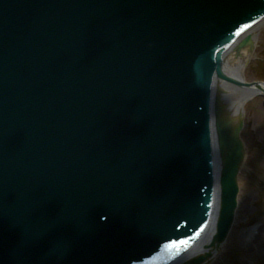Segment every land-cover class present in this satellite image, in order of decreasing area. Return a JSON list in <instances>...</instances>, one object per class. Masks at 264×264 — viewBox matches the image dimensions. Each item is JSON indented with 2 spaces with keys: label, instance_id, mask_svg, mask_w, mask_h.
<instances>
[{
  "label": "water",
  "instance_id": "1",
  "mask_svg": "<svg viewBox=\"0 0 264 264\" xmlns=\"http://www.w3.org/2000/svg\"><path fill=\"white\" fill-rule=\"evenodd\" d=\"M111 1L112 0H92V1H88V0H37L36 3L34 5H32L33 6V11L31 13H29L31 15H29L27 18L25 17V20H26V22H28L30 19H32V21H35L34 19H36V21H38L37 22L38 24H35V25L36 26L37 25H41L40 29L38 28V30H37V28H34L33 31H37V34L42 35L44 37H47L48 38L46 40L47 44L48 45L50 44V46H52L53 48L57 49V51H60V50L64 51V54L66 55V58H67V63L65 65H63V68L69 69L71 67V65H72L71 63H74V62H73V57L68 54V49L73 44L74 37H72V35L69 32H67L65 34L66 39H65V43L63 45H61V44L58 45L56 43V41L53 39L59 33L63 34L64 31L68 27L65 24L66 21H65L64 15H62V14L59 15V14H57V12L59 10L61 11V7H63V9H64L63 12L65 11L64 14L66 13L68 18L75 19L74 23H76V24L79 23V21H80L82 16L84 17L85 15H87V16L89 15L91 17V22L100 21L101 23L103 22L102 24H106L105 21H106L107 17L111 16V17H114L115 21H117L118 24L121 25V24H124L125 22H127V21H129L131 19L133 7H134V2L137 3L140 0H113V4L116 6L115 10L111 9V7H110ZM177 1L172 4V9H171L170 0H159L160 8H162L164 10H167L168 12L171 13V16H174V18H172V17H168L169 19L167 18L169 20L171 26L174 24L173 22L175 21V19L177 17L178 18L180 17V19L182 17H184V15L182 13V7L179 4L180 0H177ZM217 1H219V0H217ZM146 2L149 4L150 0H146ZM226 2H227L226 9L230 12V14L232 16L233 15L235 16L236 15V8H239V6L242 3V0H226ZM46 5L48 7L50 5V9L49 10H45L43 8ZM40 9H44V12L41 11ZM259 9L261 10L262 7H260ZM218 10H220V9H218ZM153 11H154V9L152 8V12ZM215 11L216 10H214V12ZM224 12L225 11H223L221 13V15H220L221 19H225V17H226ZM40 13H41V15H44L46 17L45 20H42L41 22L39 21L40 18L38 16ZM61 13H62V11H61ZM141 14H143V11L141 10V8H138V12L136 13V15H141ZM52 15H53V17H52ZM218 15H219V13H218ZM260 18L261 17L259 16L258 20ZM256 24H257V22L254 25H256ZM254 25H252V26H254ZM100 26L103 27V25H100ZM175 27L178 29L179 26H175ZM26 28H28V26H24L23 30H25ZM104 30H105V34H107L110 37V39H114L118 43H121L120 38L116 35V33L114 31L112 33V29L110 27H108V25L104 26ZM22 34L24 36L26 35V33H24V32ZM172 34H174V32ZM225 36H226V34H225ZM58 37H60V35H58ZM177 45L180 46V43L177 44ZM246 45H250V43L248 41V38L243 40L239 44V47L241 48V47L246 46ZM146 61H147V59H146ZM113 66L115 68V71L114 70H110V72L113 73V74L114 73L116 74L117 71H118L117 70L118 69L117 68V64L114 63V65L112 64L111 67H113ZM122 76H124V79L127 80L128 74H126V70H124V72H122ZM219 76L223 77L222 75H219ZM122 79H120V81H122ZM126 85H128V83ZM117 87H119L118 82H117ZM176 96L177 95L173 94V96H169L167 98V101H168V106L166 108L167 110L163 111V113L167 114L168 111L170 113V110L173 109V105H174L173 103L177 102V101H175ZM180 97L182 98V102L185 104V106L182 107L177 112L180 114V117L182 118V120L186 123V130L190 131V133H189V131H187V132H183V134H187L189 137L193 136V141L190 144L191 150H187V145L190 142L188 140V138L187 139H183V137H185V136H181L180 137L178 133L175 135L176 142H178V141L181 142L183 148L185 147V150L184 149L182 150V148L180 146H178V152H179L178 156L180 158V163H182L184 165L188 161V163H190L191 166L193 164H199V166H201V168L204 169V166H205V164L207 162V158H206V154H205L206 153V149L204 147V143L202 141V136H201L202 123L199 121L200 117L203 116V114H204V112H203L204 109L201 106H199L200 104L197 101L192 103V104H188L184 100V99H186L184 94H180ZM141 99L143 100L144 98H141ZM73 100H74V98H73ZM144 102L146 104V110L155 109L154 105H155L156 101L153 100L152 97H149L148 101H146V99H145ZM157 105L160 106L161 104L158 103ZM184 110H187V113H185ZM160 116H161L160 118H162L164 120V122L166 123V126H167V128L163 127L164 131L166 129H168L169 127H172L171 123L167 122V120L165 119L166 115L165 116L164 115H160ZM18 123L21 126V122L19 121ZM154 123L155 124H153L151 126H145L142 130H140V132L143 134V135H141V139L142 140H146L147 136L153 135V134L156 133V131H157L156 125H159L160 121H158V119L155 118L154 119ZM137 132H139V131L137 130ZM191 132H194V134H192ZM147 140L151 144H155L153 137L147 138ZM143 145H145V144H143ZM140 149L141 148H138V150H140ZM139 152L140 151H138L137 154H139ZM138 156L142 157V155H138ZM149 159H151L153 161H156V159H154L153 157H150ZM146 160H148V159H146ZM77 161H79V159ZM16 164L17 163L13 164L14 165L13 166L14 170H15V165ZM75 164H76V162H75ZM226 167H227V165H226ZM9 172H11V170ZM227 173H228V168H227ZM171 174H173V171H172ZM174 176L175 175H171L170 179L168 180L169 181L168 183L171 186L174 185V181L179 179V178H175ZM177 176H179V173H178ZM203 176L204 175H201L200 177H196V176H192V175L190 176L188 174H185L183 181L180 182V187H182L183 189L185 188L187 190H190L194 186V184L196 182L200 183L201 184V189H202V198L204 200L205 199V195H206V182H205V177H203ZM27 180L31 181L28 178H27ZM108 184H109V181L106 182V185H108ZM10 185H11L10 187L6 186L7 190H5L3 188V186L0 188V201L10 199V201H11L10 204L12 205V204H14V201L15 202H20L21 201L20 199H21L22 195H21L19 189H16V188L13 187L14 184L13 185L10 184ZM133 187H135V185H133ZM156 190H159L161 192L162 187H157ZM152 191L148 192V190H147L146 192H148V194H150V196H151L152 195ZM181 191H182V189H180V191L178 190V193L181 194ZM136 192H137V189H136ZM31 193H32V195H31ZM31 193L29 191L28 194L31 196V198H34L35 194H33V192H31ZM53 193H55V192H53ZM25 195L26 194L24 193V196ZM55 196L58 197L59 194H56ZM129 198H131L130 195H129ZM66 199H69V197H66ZM230 200H231V193H230V191H227V203H229ZM182 202H183V199H174V203L170 206V208H166L165 209V210L168 211V213L166 215H169L170 212L174 211V209L178 210V212L181 213V211H182V209L184 207ZM21 204H23V203H21ZM33 204H35V203H33ZM33 204L31 203L30 207ZM71 205H73V204H71ZM36 206H37V204H36ZM203 207H204V201H203ZM140 212L141 213H139L140 214L139 216H143V214H147V211H144V210H141ZM53 216L56 218L57 217V213H55ZM46 220H45V218H43L41 220L42 224H43V225H41V227H47V228L49 227L48 230H51L50 228L53 229V226H55V224L52 223L53 219L51 217H49V218H46ZM58 221H55V222H58ZM47 222H50L51 224L48 225ZM208 224H209V222H208ZM207 227H208V225L206 226V229H207ZM47 232L48 231L46 230L45 233H47ZM1 233H2V231H1ZM45 233L43 234V236L41 238L45 237V235H46ZM49 233H51V232H49ZM204 233H202L200 235V238L196 241L195 244H193L188 249V251L191 250L200 241V239L202 238ZM69 234L74 239V241H76V242L77 241L78 242L82 241V237H80V235L77 232H69ZM119 235H120V233H114L112 236H107V239L111 240V239H113L115 237H120ZM27 237H28V242L29 243L32 242V244H31V247H32V245H33L32 236H27ZM54 239L55 238L52 236L51 240H54ZM26 242H27V239H26ZM114 242H115V246H113L114 243L111 241V243H112L111 249H110V246L109 245L108 246H109L110 250L117 251L116 248H115L116 245H119V247H122V244H120V241L117 240V239H115ZM18 247H20V246H18ZM34 247L37 248L35 245L33 246V248ZM122 250L123 249L121 248L119 251H122ZM41 252H42V250L40 251V253H37V254L35 252L32 253V254H35L33 257L35 259H37V256H40ZM187 252H185V253H187ZM19 253H20L21 256H23L22 254H25L22 251H19ZM185 253H183L182 255H184ZM115 254H116V256L120 257V256L125 255L126 253L125 252L124 253H122V252H114L113 255H115ZM119 262H121V261L119 260L118 263Z\"/></svg>",
  "mask_w": 264,
  "mask_h": 264
},
{
  "label": "bare ground",
  "instance_id": "2",
  "mask_svg": "<svg viewBox=\"0 0 264 264\" xmlns=\"http://www.w3.org/2000/svg\"><path fill=\"white\" fill-rule=\"evenodd\" d=\"M264 27V17H261L257 24L249 27L244 32H242L232 44H229L227 48H224L218 52L215 60H213L216 65V69L214 70V77L212 81V95L209 104L207 105L208 113L211 115L212 122V138H213V146H212V160L214 167V206L211 210V221H209L208 227L200 239V241L187 253L180 256L173 262L169 264H192L191 258L195 256L205 257L207 260L215 259L219 256L221 251L223 250V244H226L227 237L223 240H220L218 236L220 233H217L216 237L212 239V235H214L215 230L221 224V218L217 217L218 212L223 213V210L218 211L219 204V189L218 183L220 180L221 173V164L220 158L218 156V152L215 146V133L213 129V115L215 118H219L220 120L226 118L225 126L222 122H219L220 131L223 132L225 127L226 131L222 133L223 136V147L225 149L231 151L233 149L235 140L233 138L236 137V131L238 127H236L238 121L237 117L240 115L242 110L244 109V102L247 97H252L257 94H261V90L255 86H245L244 81L241 77V72L243 71L246 62L251 59V54L246 51L245 48L239 47V42L242 38H248L249 43L254 49V45L257 43L259 31ZM235 48V50H234ZM215 51V49H214ZM236 52L237 55L234 53ZM211 67V66H210ZM211 69V68H210ZM222 75L223 77H227L228 80L219 77ZM241 81V82H240ZM245 99V100H244ZM232 161H228V175H234L236 173L235 164L238 162L236 157H232ZM225 175V174H223ZM229 177V176H228ZM238 185L241 187L242 183L239 182ZM237 187V186H235ZM231 190H234L232 188ZM226 215V213H224ZM215 220H217L215 222ZM216 234V233H215ZM219 239V240H218ZM223 239V238H222ZM201 259V258H199ZM195 258H193V261ZM199 263L196 264H205L203 261L199 260Z\"/></svg>",
  "mask_w": 264,
  "mask_h": 264
},
{
  "label": "rangeland",
  "instance_id": "3",
  "mask_svg": "<svg viewBox=\"0 0 264 264\" xmlns=\"http://www.w3.org/2000/svg\"><path fill=\"white\" fill-rule=\"evenodd\" d=\"M247 79H264V29L246 72ZM262 100L247 103L244 109L245 159L241 172L243 184L238 213L218 257L210 264H264V110ZM257 235L251 240V225ZM247 236V238H245Z\"/></svg>",
  "mask_w": 264,
  "mask_h": 264
},
{
  "label": "snow or ice",
  "instance_id": "4",
  "mask_svg": "<svg viewBox=\"0 0 264 264\" xmlns=\"http://www.w3.org/2000/svg\"><path fill=\"white\" fill-rule=\"evenodd\" d=\"M239 34V33H238ZM183 243V242H182Z\"/></svg>",
  "mask_w": 264,
  "mask_h": 264
}]
</instances>
